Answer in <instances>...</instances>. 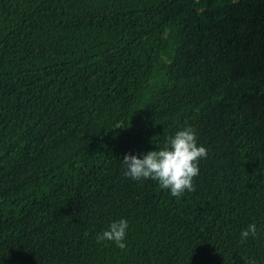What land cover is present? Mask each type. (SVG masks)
Listing matches in <instances>:
<instances>
[{
	"label": "trees",
	"instance_id": "1",
	"mask_svg": "<svg viewBox=\"0 0 264 264\" xmlns=\"http://www.w3.org/2000/svg\"><path fill=\"white\" fill-rule=\"evenodd\" d=\"M189 126L207 150L195 191L125 176V154ZM121 219L125 249L97 243ZM252 260L264 0H0V264Z\"/></svg>",
	"mask_w": 264,
	"mask_h": 264
},
{
	"label": "clouds",
	"instance_id": "2",
	"mask_svg": "<svg viewBox=\"0 0 264 264\" xmlns=\"http://www.w3.org/2000/svg\"><path fill=\"white\" fill-rule=\"evenodd\" d=\"M206 156V148L197 145L195 130L189 126L168 137L160 150L148 151L140 158L125 154L122 163L126 168V177L134 181H157L162 189H167L172 196L179 197L185 191H195L193 178L199 174L198 162ZM127 228L126 220L114 221L107 230L97 235V243L111 241L123 250L126 247L124 240ZM256 235V225H248L246 230L241 231V243L249 236ZM248 264L256 262L252 260Z\"/></svg>",
	"mask_w": 264,
	"mask_h": 264
}]
</instances>
